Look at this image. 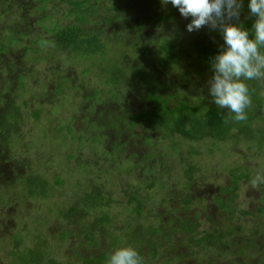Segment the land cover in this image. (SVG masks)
Returning <instances> with one entry per match:
<instances>
[{"label":"rangeland","instance_id":"1","mask_svg":"<svg viewBox=\"0 0 264 264\" xmlns=\"http://www.w3.org/2000/svg\"><path fill=\"white\" fill-rule=\"evenodd\" d=\"M71 1L0 0V264H19L14 237L21 249L35 234L61 264H97L125 245L144 264H264V184L248 187L264 172V107L252 99L241 122L252 134L232 128L223 140L170 134L159 118L129 122L153 110L144 97L151 86L170 108L216 106L213 59L199 50L221 47L222 34L188 32L191 17L162 0H88L82 21ZM248 4L240 21L254 23ZM72 23L97 35L103 51L60 47L53 30ZM164 44L173 61H163ZM247 83L264 101V81ZM95 192L110 203L87 207L83 196Z\"/></svg>","mask_w":264,"mask_h":264},{"label":"clouds","instance_id":"2","mask_svg":"<svg viewBox=\"0 0 264 264\" xmlns=\"http://www.w3.org/2000/svg\"><path fill=\"white\" fill-rule=\"evenodd\" d=\"M169 3L185 19L191 17L188 32L207 26L222 34L224 45L211 62L208 91L218 108L228 110L230 121H246L252 105L247 82L264 81V0H249V14L255 17L251 30L240 22L243 0H162ZM261 184L264 172H257L248 187ZM107 264H144V259L135 246L125 245L112 252Z\"/></svg>","mask_w":264,"mask_h":264},{"label":"trees","instance_id":"3","mask_svg":"<svg viewBox=\"0 0 264 264\" xmlns=\"http://www.w3.org/2000/svg\"><path fill=\"white\" fill-rule=\"evenodd\" d=\"M72 10H76L79 12L80 17L76 16L74 17L78 21H82L83 16L85 14L84 6L88 5V0H73L71 1ZM162 19V17H160ZM243 26L249 30L252 29L253 23L249 20L245 19L240 21ZM251 34V32H250ZM53 36L54 41L63 49H68L72 51L73 53H79L83 55H90L95 53H101L103 51V45L101 44L99 38L95 34L87 33L85 35H82L80 33L79 28L75 23L69 24L66 27L62 28H56L53 30ZM223 38V36H222ZM224 45V41L222 46ZM221 47H218L217 49H212L210 46L205 45L202 46L199 50V54L202 57L203 60H211L213 59L221 50ZM165 54L163 56L164 62H170L175 59V54L173 53V50H171L170 45L164 44L163 47ZM264 51V49H262ZM253 82V80L251 81ZM250 89V88H249ZM250 94L252 99L260 106L264 107V101L257 97L255 92H253L250 89ZM145 99L148 100L153 105V110L151 112H138L131 114L129 116V122L131 124L145 121L148 125L152 126L153 123H155V120L158 118L161 119V122L159 121L160 126H164L167 131L170 134H177L185 139L188 140H200L205 137H210L212 139L217 140H223L224 138H227L230 136V129L235 128L239 134H242L246 137L252 134V130L246 126L245 124H242L241 122H235L234 120L230 121L229 116L230 113L226 109H220L217 106L209 105L206 108H204L202 111H199L197 109H194L193 113L191 114L189 112V106L185 103H181L180 105L174 106L170 108L165 99L162 98L159 94L156 93L155 87L151 86L149 90L145 94ZM188 110V111H184ZM161 112H166L168 115V119H162L160 116ZM182 113L183 118H186L188 121V126H185L183 124V120L179 119L178 116L175 114ZM234 115V114H231ZM169 120L173 122L171 126H167L169 124ZM250 133V134H248ZM231 137V136H230ZM241 174H238L237 176L233 175L232 182H236V178L240 176ZM26 183L28 184V194H32V190L30 188L32 183L34 182L33 176H28L26 178ZM58 183L61 182V180H57ZM42 187L43 184L41 185ZM236 185L233 186V188ZM42 189L39 191V194L43 193ZM230 192V190H228ZM232 191V190H231ZM84 204L87 207H102L107 206L110 202L109 199L105 200L104 202L102 200V196L99 192H95V194L90 195V193L85 194L82 198ZM129 201H135V211L136 214L139 213L141 209V203L137 198H135L134 195H129L128 197ZM218 205L220 208L227 209V205L224 204L222 201H218ZM73 208L71 210H68L67 213L70 215L71 212H73ZM260 210V209H258ZM98 221H105L106 216L105 214H101L99 217H97ZM36 235V234H35ZM34 235V245L31 247H22L21 249H18L17 246H19L18 243V236L14 237V244H13V250L11 252L12 255H15V259H17V262L19 264H61L59 262H56L53 258L47 257V254L49 252L47 251V247L45 246L44 242ZM83 238L87 239L89 243L92 242V237L89 236V234L82 233ZM61 239L63 238L62 236ZM207 234H202L198 241L206 242L208 240ZM194 241V240H193ZM197 241V240H195ZM111 254H103L100 253L98 256L95 257V261L97 264H100L104 261H108ZM93 261V260H92ZM91 261V262H92ZM91 262L89 264H91Z\"/></svg>","mask_w":264,"mask_h":264}]
</instances>
